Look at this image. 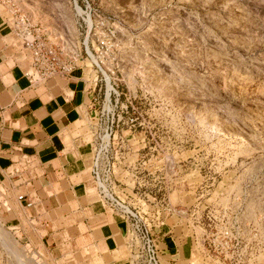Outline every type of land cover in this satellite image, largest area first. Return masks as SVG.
Wrapping results in <instances>:
<instances>
[{
	"label": "rangeland",
	"instance_id": "1",
	"mask_svg": "<svg viewBox=\"0 0 264 264\" xmlns=\"http://www.w3.org/2000/svg\"><path fill=\"white\" fill-rule=\"evenodd\" d=\"M0 14L85 63L91 143L111 131L120 189L188 248L175 264H264V0H0ZM1 188L20 227L0 214V264L113 259L82 242L72 215L25 219Z\"/></svg>",
	"mask_w": 264,
	"mask_h": 264
},
{
	"label": "crops",
	"instance_id": "2",
	"mask_svg": "<svg viewBox=\"0 0 264 264\" xmlns=\"http://www.w3.org/2000/svg\"><path fill=\"white\" fill-rule=\"evenodd\" d=\"M8 36L13 35L7 17L0 14V187L7 183L6 191L16 194L25 219L39 221L43 214L51 219L54 211L51 220L70 214L83 243L112 255L109 264H129L126 225L100 204L90 178L87 127L96 112V80L87 78L86 65L79 62L66 76L30 85L24 76L25 50L20 44L21 50L12 52ZM4 200L0 214L5 223L20 227L19 220L9 218L12 210ZM160 222L154 233L161 260L175 264L188 248L173 234L170 219Z\"/></svg>",
	"mask_w": 264,
	"mask_h": 264
},
{
	"label": "built area",
	"instance_id": "3",
	"mask_svg": "<svg viewBox=\"0 0 264 264\" xmlns=\"http://www.w3.org/2000/svg\"><path fill=\"white\" fill-rule=\"evenodd\" d=\"M10 32L30 54V66L24 76L30 85H39L54 76H66L73 71L79 57L62 52L51 41L45 30L35 28L23 17H7ZM98 45H106L104 40ZM84 45H88L87 39ZM110 101V98H108ZM113 125V119L111 121ZM111 131L104 128L97 132L91 145L89 172L100 204L126 225V248L129 264H163L159 239L154 233L161 218L153 212L142 210L134 199L120 189L115 177V161L112 153ZM22 200V196L18 197Z\"/></svg>",
	"mask_w": 264,
	"mask_h": 264
},
{
	"label": "bare ground",
	"instance_id": "4",
	"mask_svg": "<svg viewBox=\"0 0 264 264\" xmlns=\"http://www.w3.org/2000/svg\"><path fill=\"white\" fill-rule=\"evenodd\" d=\"M111 213V212H110Z\"/></svg>",
	"mask_w": 264,
	"mask_h": 264
}]
</instances>
